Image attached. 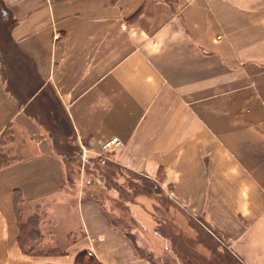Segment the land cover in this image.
Segmentation results:
<instances>
[{"label": "crops", "instance_id": "obj_1", "mask_svg": "<svg viewBox=\"0 0 264 264\" xmlns=\"http://www.w3.org/2000/svg\"><path fill=\"white\" fill-rule=\"evenodd\" d=\"M0 153V264H264V0H0Z\"/></svg>", "mask_w": 264, "mask_h": 264}, {"label": "rangeland", "instance_id": "obj_2", "mask_svg": "<svg viewBox=\"0 0 264 264\" xmlns=\"http://www.w3.org/2000/svg\"><path fill=\"white\" fill-rule=\"evenodd\" d=\"M21 140H22L21 134L17 129H9L8 134L4 137L1 144L2 146L5 145L9 150L17 151L18 149H20V154H21V150L23 153V149L26 148V147H21L20 145ZM17 145H19V147ZM63 145L65 146L67 145L70 148L74 146L72 142L70 143L69 141H67V143L65 142ZM69 147L63 148L62 152H64V154L67 153ZM2 151H4L3 147H2ZM74 154L80 155L79 150H77V148H72V151L69 153V155H74ZM79 160L81 161V157ZM101 161L102 159L99 158L95 159V169L98 170L97 173L102 176L105 175V180L107 179L110 180L112 179V177L114 179L116 176L111 175L109 170L102 166ZM111 185L115 186L116 183L111 182ZM100 192H101L100 195L102 197V187ZM114 198H112V207L116 208L117 210H122L123 206L121 204L116 205V203H114ZM62 206L68 207L69 204H63ZM107 209L109 208L107 207ZM184 221L186 220H183L182 223V222H178L176 219L175 224H173L172 220H168L167 218H162V217L160 218V229H162L163 233L170 238L169 242H170L171 250L166 264H207L209 262H210L209 264H215L214 253H212V251L210 250L207 251V253H204L205 247L203 245H205L208 248L209 247L208 245L209 244L211 245V242L207 241L205 243L202 240L200 236V230L198 228L196 221H193L194 224L189 223L188 225L186 224L184 225ZM183 225L185 226L184 230L182 229ZM49 251L56 253V250L49 249ZM166 254H167L166 247L165 248L161 247L160 249H158L159 256L164 255L165 258ZM148 255L150 256V254Z\"/></svg>", "mask_w": 264, "mask_h": 264}, {"label": "trees", "instance_id": "obj_3", "mask_svg": "<svg viewBox=\"0 0 264 264\" xmlns=\"http://www.w3.org/2000/svg\"><path fill=\"white\" fill-rule=\"evenodd\" d=\"M53 2L57 3V2H60V1H63V0H52ZM7 156L4 155V154H1L0 153V168L3 167L4 165H6L8 162L6 160ZM28 228V226L26 227ZM29 231H32V234L34 233V230L32 229V226L29 225ZM22 252L24 254H31L30 252H26L25 250H22ZM34 252V251H33ZM35 253H40L41 255H54V254H58V253H61L60 251L56 250V253H53L51 251H37ZM83 254L79 255L78 258H77V264H98L96 262V260H94L93 258H89V259H86V257L82 256Z\"/></svg>", "mask_w": 264, "mask_h": 264}, {"label": "built area", "instance_id": "obj_4", "mask_svg": "<svg viewBox=\"0 0 264 264\" xmlns=\"http://www.w3.org/2000/svg\"><path fill=\"white\" fill-rule=\"evenodd\" d=\"M111 143L120 144V142L116 138H114L112 141L107 142L106 146H109Z\"/></svg>", "mask_w": 264, "mask_h": 264}]
</instances>
